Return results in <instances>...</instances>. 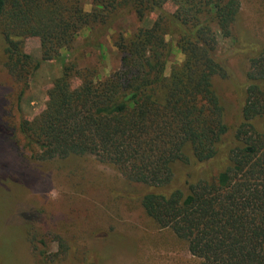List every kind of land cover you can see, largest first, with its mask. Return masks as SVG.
I'll return each mask as SVG.
<instances>
[{
	"label": "trees",
	"instance_id": "1",
	"mask_svg": "<svg viewBox=\"0 0 264 264\" xmlns=\"http://www.w3.org/2000/svg\"><path fill=\"white\" fill-rule=\"evenodd\" d=\"M90 5L86 12L79 0H0L7 73L21 82L42 63L62 64L44 113L20 126L26 146L40 161L92 157L145 187V215L200 264H264V33L261 43L236 39L248 66L244 85H235L241 109L230 130L213 80L229 78L219 38H231L239 0ZM130 16L147 25L127 36ZM83 30L88 45L102 49L108 38L119 55L105 78L61 56ZM29 39L39 40V60L24 51ZM173 48L183 60L166 76Z\"/></svg>",
	"mask_w": 264,
	"mask_h": 264
},
{
	"label": "rangeland",
	"instance_id": "2",
	"mask_svg": "<svg viewBox=\"0 0 264 264\" xmlns=\"http://www.w3.org/2000/svg\"><path fill=\"white\" fill-rule=\"evenodd\" d=\"M79 1L89 12L90 0ZM239 2L231 38H219L218 53L227 62L229 78L213 80L230 130L240 118L235 85H244L248 66L236 39L261 43L264 33V0ZM164 9L173 12L170 5ZM122 25L128 36L147 24L130 16ZM102 47L79 38L72 52L61 56L79 70H96L105 78L118 69L119 55L108 38ZM24 51L39 60V40H27ZM182 60L173 48L165 75ZM61 74L57 60L42 63L29 79L18 82L0 56V127L7 133L0 136V264H200L182 241L145 215V187L92 157L40 161L35 146H26L20 126L41 117L47 93ZM71 81L73 88L79 85L77 79Z\"/></svg>",
	"mask_w": 264,
	"mask_h": 264
},
{
	"label": "crops",
	"instance_id": "3",
	"mask_svg": "<svg viewBox=\"0 0 264 264\" xmlns=\"http://www.w3.org/2000/svg\"><path fill=\"white\" fill-rule=\"evenodd\" d=\"M87 36H88V32L86 30H83L81 35H80V38L85 39V38H87Z\"/></svg>",
	"mask_w": 264,
	"mask_h": 264
}]
</instances>
